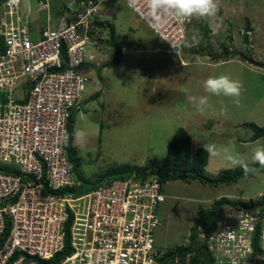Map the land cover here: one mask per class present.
I'll return each mask as SVG.
<instances>
[{
    "label": "built area",
    "instance_id": "built-area-1",
    "mask_svg": "<svg viewBox=\"0 0 264 264\" xmlns=\"http://www.w3.org/2000/svg\"><path fill=\"white\" fill-rule=\"evenodd\" d=\"M125 1L168 52H181L188 21L157 24L144 0ZM101 2L82 0L73 20L51 26L34 23L23 0H0V264H49L64 250L56 264H157L158 177L134 170L80 193L68 158L70 116L107 37L91 20ZM199 239L211 264H264V205L228 206Z\"/></svg>",
    "mask_w": 264,
    "mask_h": 264
},
{
    "label": "rangeland",
    "instance_id": "rangeland-1",
    "mask_svg": "<svg viewBox=\"0 0 264 264\" xmlns=\"http://www.w3.org/2000/svg\"><path fill=\"white\" fill-rule=\"evenodd\" d=\"M48 1L57 8L62 2L77 6V0ZM23 2L30 19L46 15L37 12V0ZM220 5L219 27H210L207 21L211 32L206 44L199 47L203 19H192L186 25L187 39L178 55L167 51L164 42L126 6L125 0L103 9V15L110 17L123 38L126 50L115 66H102L112 56L111 49L103 51L100 59L95 57L99 66L82 93L85 102L75 114V130L80 128L88 134L84 147L74 144L79 159L74 170L76 179L101 181L102 171L116 165L139 167L151 159H163L167 143L179 127L190 134L192 150L215 144L245 155L251 163V150L264 146V137L249 141L253 131L242 124L264 125V0H220ZM55 19L49 21L51 26ZM224 47L233 54L243 52L247 59L238 55L223 58ZM196 48L205 55L194 53ZM219 75L243 85L240 105L235 106L223 96H210V106L198 112L187 97L208 95L203 82ZM96 91L99 96L89 100ZM220 101L226 114H221ZM207 166L206 172L212 176L222 168H230L222 159L209 163L208 158ZM163 191L165 200L158 208L155 231V247L160 254L188 243L189 228L200 206L211 208L220 197L250 202L264 199V172L216 187L197 181H168ZM188 263L189 256L170 264Z\"/></svg>",
    "mask_w": 264,
    "mask_h": 264
},
{
    "label": "trees",
    "instance_id": "trees-1",
    "mask_svg": "<svg viewBox=\"0 0 264 264\" xmlns=\"http://www.w3.org/2000/svg\"><path fill=\"white\" fill-rule=\"evenodd\" d=\"M41 1L46 3V6L41 7L38 5L37 8H39L40 10H38L37 12L39 14L45 13L46 15H44V17L40 15V17L43 18L42 21H40V17L36 16L35 19H33L36 23L40 25L42 23L49 24V21L52 20V18H56L54 20L53 26H57L60 18H62L63 16L66 17L65 19L67 22H70L75 18L74 13L76 11V7L62 2L60 5H58L57 8L53 5H50L48 0ZM80 1L82 0H77V4ZM116 1L117 0H106V2H101L97 12L91 16V20L94 21V25L100 29V31H97L95 34H102L101 32L104 31L107 34V37L105 38V40H100L112 47L111 58L103 63L102 66H115L122 61L124 55V53L122 52V46L125 45L123 38L116 32L115 24L110 20V17H107V15H103V9H108V5ZM186 25L188 26V22ZM199 31L198 41L199 47L201 48L203 44H206L208 36L211 32L206 20H201ZM244 40L247 41L246 33H244ZM194 53L205 55L201 49L197 48L195 49ZM235 55H238L241 59H247L246 54H244L243 52L239 51L233 54L228 51L227 47H224L223 58H229ZM97 73L99 74V71H97ZM97 96H99V91L94 92L88 99L91 100L93 98H96ZM74 120L75 112H72L70 116V124H73ZM242 125L250 128L253 131L252 136L249 138V141H255L260 137H264V125H257L254 122H244ZM74 131V127L71 126V140L74 138ZM191 142L192 139L190 134L184 127H179L176 129V131L171 136V139L168 141L167 152L163 159H151L144 165L139 167H132L129 164L116 165L102 171L101 174L103 175V177L101 181L89 183L79 180L81 182V185L77 188V190L79 192H84L98 187L99 185L103 184L104 181H108L114 178L125 179L129 177L134 172V170L141 175H155L156 177H158L162 184H165L168 181L175 180L186 183L197 181L201 184L212 187H216L221 184L235 183L239 179L244 177L257 176L252 174L245 176L243 173V169L239 167L234 169L222 168L217 175H209L205 170V166L208 163V154L205 152L204 147H197L195 150H192ZM68 150V158L72 162L73 168L75 170L79 160L78 154L76 153L73 144H68ZM249 166L258 168L259 174L264 172V168H260L258 163L254 164L251 162L249 163ZM263 205L264 199H261L259 201L246 202L242 200L236 201L229 197H220L218 200L216 199L214 201L211 208L204 209L200 206L198 209V215L194 218V223L189 228L188 243L177 245L173 249H169L165 252H162L161 254L158 251V257L156 258L157 263L170 264L176 259L183 261L187 256H189L188 264H211L210 254L207 251L206 244L199 239V233L210 231L213 228L218 213L225 207L233 206L246 208ZM254 247L256 250H259L256 247V244H254ZM66 252L67 250H64V253L55 255L50 261L47 262H49V264H56Z\"/></svg>",
    "mask_w": 264,
    "mask_h": 264
},
{
    "label": "clouds",
    "instance_id": "clouds-1",
    "mask_svg": "<svg viewBox=\"0 0 264 264\" xmlns=\"http://www.w3.org/2000/svg\"><path fill=\"white\" fill-rule=\"evenodd\" d=\"M136 3L137 0H130L131 7H135ZM144 4L148 16H150L157 24L163 23L168 17H173L179 23L191 21L192 19H203L209 22L210 27H219L217 21L219 19L218 13L221 6L220 0H144ZM124 47L125 46L123 45L122 52L126 50ZM110 49L112 52V47L105 43L100 51H94V58L98 57V59H100L103 51ZM95 61L98 62V60ZM95 66H99V63L98 65H92L93 69H95ZM90 82H92V80ZM203 88L208 95H190L187 97L188 102L191 103L193 107L200 113L205 112V110L210 106V96H223L229 98L235 106L238 107L240 105V97L242 95L243 85L238 80H233L227 75L210 76L203 82ZM83 99L84 100L80 103L78 109L74 111L75 114L85 102L84 95ZM220 103L222 105L221 114H226L227 109L223 106V101H220ZM74 122L73 124H70V127H74ZM73 136L74 143L73 139L71 140L73 145L75 144L78 147H84L88 142V134L83 129L77 128L74 131ZM257 144H259V142H257ZM204 150L208 154L209 163H211L213 159H222L230 168H242L245 176L249 174L259 175V169L250 167L248 157L245 155L233 153L228 148H221L215 144H204ZM250 160L254 164L258 163L260 168H264V146L252 148ZM205 170H208L207 165L205 166Z\"/></svg>",
    "mask_w": 264,
    "mask_h": 264
}]
</instances>
